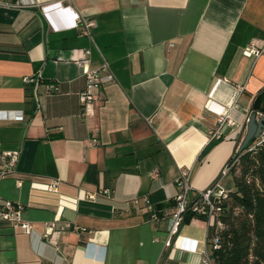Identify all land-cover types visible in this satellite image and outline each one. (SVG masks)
Wrapping results in <instances>:
<instances>
[{
    "label": "crops",
    "instance_id": "1",
    "mask_svg": "<svg viewBox=\"0 0 264 264\" xmlns=\"http://www.w3.org/2000/svg\"><path fill=\"white\" fill-rule=\"evenodd\" d=\"M18 1L0 0V151H19L0 205H24L32 233L0 221V264H200L205 220L165 246L176 180L190 166L193 192L209 187L264 98V0ZM76 14L95 22L89 37ZM85 49L88 68L105 60L114 80L83 116ZM37 72L41 83L23 81ZM223 110L236 124L206 147ZM49 179L57 194L38 184Z\"/></svg>",
    "mask_w": 264,
    "mask_h": 264
},
{
    "label": "built area",
    "instance_id": "2",
    "mask_svg": "<svg viewBox=\"0 0 264 264\" xmlns=\"http://www.w3.org/2000/svg\"><path fill=\"white\" fill-rule=\"evenodd\" d=\"M70 0H59L58 2L45 7L48 9L51 6L60 5L63 2L69 3ZM27 3V2H26ZM25 2L19 0L15 5H23ZM95 22L93 20H86L75 15L73 27L80 28V33L87 35L89 37V28L94 26ZM245 54L248 56L260 53L259 50L250 46L245 49ZM90 50L85 49L82 51V57L77 61V64L83 68V76L85 79L84 88L78 94V100L82 107V114L86 116L91 113L96 101L98 100V94L100 88L111 81L114 77L109 69V65L105 60L96 69H89ZM23 81L26 84H38L42 82V76L40 72L34 73L31 76L25 77ZM46 89L49 93H54L57 91V87L49 83L46 85ZM22 116L19 115L17 119H21ZM248 119V118H247ZM246 119V121H247ZM236 122L230 117L227 110H223L216 115V125L214 128L208 131V143L212 141L219 140L223 137L225 128L227 126H235ZM238 133H234L233 139H237L240 143L242 138L241 134L238 137ZM264 143V131L261 132L260 136L257 138L255 145ZM94 142L91 143L93 145ZM237 151V150H236ZM19 151H0V176L6 177L13 172V168L18 160ZM238 160L237 157L229 165H225L220 175L215 179V181L206 189L193 192L191 186V176L192 168L190 166L180 168L178 179L176 180V185L178 187V192L175 196L176 209L170 218V224L168 227V237L165 241V246L170 247L173 245L174 239L178 236L180 228L185 223L187 215H191L194 219H202L206 221L207 229L209 235L207 241L205 242V247L200 253V264H213V257L211 256L212 250L219 249V235L218 231L223 228V223L219 219L222 213V204L227 198V190L224 189L221 182L224 177L228 175L230 167ZM44 190L50 193H58L59 181L55 179H49L44 182L38 183ZM107 190L100 192L99 194H106ZM89 199H93L96 194L87 195ZM70 198L58 195V202H69ZM138 199H134L132 204L138 206ZM25 206L20 203H12L10 201H4L0 205V221H5L11 223L12 227H20L22 231L27 234L32 233V227L30 221L23 217V211ZM146 209L150 214L152 220L159 219V210L154 208L150 204H146ZM68 227V225H67ZM54 228V223H50L47 226V231L44 235L45 238H49L50 243H52L51 233Z\"/></svg>",
    "mask_w": 264,
    "mask_h": 264
},
{
    "label": "trees",
    "instance_id": "3",
    "mask_svg": "<svg viewBox=\"0 0 264 264\" xmlns=\"http://www.w3.org/2000/svg\"><path fill=\"white\" fill-rule=\"evenodd\" d=\"M253 110L264 114V98L255 100ZM256 141L227 162L238 158L227 175L233 187L222 204L223 228L218 231L220 247L211 252L213 264H264V143ZM191 218L187 215L185 223Z\"/></svg>",
    "mask_w": 264,
    "mask_h": 264
},
{
    "label": "water",
    "instance_id": "4",
    "mask_svg": "<svg viewBox=\"0 0 264 264\" xmlns=\"http://www.w3.org/2000/svg\"><path fill=\"white\" fill-rule=\"evenodd\" d=\"M264 131V116H257L256 111H251L246 122L245 132L237 147V152H241L253 140H256Z\"/></svg>",
    "mask_w": 264,
    "mask_h": 264
},
{
    "label": "rangeland",
    "instance_id": "5",
    "mask_svg": "<svg viewBox=\"0 0 264 264\" xmlns=\"http://www.w3.org/2000/svg\"><path fill=\"white\" fill-rule=\"evenodd\" d=\"M231 181H232V180H231V177H230V176L224 178L223 181H222V185H223V187L226 188L227 186H229L230 183H231Z\"/></svg>",
    "mask_w": 264,
    "mask_h": 264
}]
</instances>
